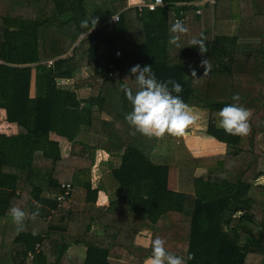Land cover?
<instances>
[{
  "label": "trees",
  "instance_id": "1",
  "mask_svg": "<svg viewBox=\"0 0 264 264\" xmlns=\"http://www.w3.org/2000/svg\"><path fill=\"white\" fill-rule=\"evenodd\" d=\"M164 1L140 12L124 10L128 0H0V108L24 128L0 132V218L15 205L29 217L7 264H144L145 245L157 236L187 264H264V184L257 182L264 177V0ZM210 14L236 31L208 37L199 21ZM86 19L89 28H81ZM92 19L96 27L82 35ZM177 20L189 29L182 49L168 43ZM193 36L204 39L207 53L188 46ZM137 64L152 66L158 81L180 83L192 110L208 109L205 132L226 144L231 161H197L125 131L113 138L118 129L106 115L131 111L120 83L130 77L135 91L130 69ZM237 93L252 110L244 138L217 127V112L237 103ZM4 127L19 129L1 116ZM101 150L120 189L106 206L97 205L93 173ZM63 183L72 190L61 200ZM75 246L86 249L84 257L71 254Z\"/></svg>",
  "mask_w": 264,
  "mask_h": 264
},
{
  "label": "clouds",
  "instance_id": "2",
  "mask_svg": "<svg viewBox=\"0 0 264 264\" xmlns=\"http://www.w3.org/2000/svg\"><path fill=\"white\" fill-rule=\"evenodd\" d=\"M162 2V0H161ZM98 20L92 19V29L82 35H87L96 27ZM90 21H81V28L88 29ZM189 29L183 21L177 20L169 28L170 45L182 49L184 46L180 43L182 36L187 34ZM189 47H198L203 55L208 52L207 45L203 38L193 36L188 41ZM201 66L205 68L204 76L210 72V61L202 60ZM131 75L135 76V91L127 83L129 78L120 83V89L126 95L131 105V111L125 114V120L129 125L131 135L137 133L148 139H163L166 136L180 139L188 134V130L200 120V114L194 112L179 95L183 91V86L169 79L167 81H158L152 66L135 65L130 69ZM196 71L193 70L192 78H196ZM171 85V87H169ZM175 93V95H174ZM241 97L234 94L232 103L225 105L217 112V127L222 128L226 134L247 137L251 132L250 119L252 110L241 106L238 102ZM40 205H36L35 212L32 213L31 219L39 216ZM12 223L16 226L17 231L25 230V221L29 218L28 213L19 205L11 206L8 210ZM35 234V232L33 233ZM146 247L150 246L151 254L145 259L144 264H187L185 257L177 255L166 248V241L157 236L151 239ZM189 256L187 259H192Z\"/></svg>",
  "mask_w": 264,
  "mask_h": 264
},
{
  "label": "rangeland",
  "instance_id": "3",
  "mask_svg": "<svg viewBox=\"0 0 264 264\" xmlns=\"http://www.w3.org/2000/svg\"><path fill=\"white\" fill-rule=\"evenodd\" d=\"M209 11H210V9L208 8L207 13ZM200 12H201V10H199L197 13H200ZM41 15L43 16L44 14L41 13ZM41 15H39V16H41ZM213 16H214L213 14H210L203 21L201 19H200L201 21H199L202 23L201 25L204 29L209 28L208 29V32H209L208 37L213 38L214 34L222 35V34L230 33V31H236L237 25H235L233 22H229L226 25H219L218 26L217 23L215 22V19L213 18ZM194 20L197 21L195 18H194ZM189 22H190V20H189ZM87 93H88L87 91L82 92L83 95L87 94ZM120 102H123V100H121ZM197 106L200 107L201 105H197ZM199 107H195V110H193V111L200 114V117H201L200 120L195 125H193L189 129L188 134L185 137H183V139H185L186 143L188 144V147L191 151V155L197 161L200 159L207 160V159H214L217 157L226 158L228 161H231V160H229L230 156L228 155L226 144L221 143V142H217V141H215L216 138L208 136L206 134L205 128H206V122H207L208 109H203L200 107L201 108V110H200ZM127 108H130V104H127ZM118 109H119V107H118ZM119 111H118V114L113 117L111 115V114H113V108H112L110 110L111 114H109L110 116H107V118L110 119L111 121H114L113 125H112L113 129L115 128V125L117 126L118 130L114 131V134L117 132L120 135L125 130H126L125 132H128L129 129H127L128 125L126 124V121L123 120L125 118V116H123V117L119 116ZM129 133H130V131H129ZM137 134L140 135L139 133H137ZM140 136H141L140 139L144 140V142L147 143L149 146H150L149 141H155L157 143L158 142L160 143V144H157L156 147H162V144H165V143H166V145H168L169 149H173L175 147V144H173V139H167V140L165 139L163 142H160V139L157 140V139L153 138L150 140V139H148L142 135H140ZM258 139L261 140L262 138H258ZM64 143L65 142H62V145ZM166 145H163V146L165 147ZM69 146H70L69 144H67V145L64 144V151L65 152H66V150H68ZM181 146L183 147V145H181ZM184 146H185V143H184ZM259 147L262 150H264V140H261ZM150 149H152L151 151H154L153 148H150ZM109 159L110 158L106 154H104L103 151H99V153L97 154V159H96V162H97L96 165L99 166L96 170L97 173H99V171H101V169H102L101 167L103 166V164H108ZM105 169L106 170L108 169V171H111V170H109L107 165L105 166ZM204 170L205 169L203 168L202 171H204ZM182 175H185V173L182 172ZM188 179H189V176L188 175L185 176V180H188ZM257 182L264 184V177H261ZM103 183L108 186L107 190L109 191V193H112L113 195H115V194H118L120 192V189L116 184L118 182L115 179H113L112 175L107 174L103 178ZM185 184H187V183H185ZM189 185H191V184L184 185V187L186 189H188V191H189ZM18 233H19V231H17L16 226L12 223L11 218H4V217L0 218V264H7L10 262L11 248H12L14 239L16 238ZM80 248L83 249L82 247H80ZM71 251L78 252V249L74 247Z\"/></svg>",
  "mask_w": 264,
  "mask_h": 264
},
{
  "label": "crops",
  "instance_id": "4",
  "mask_svg": "<svg viewBox=\"0 0 264 264\" xmlns=\"http://www.w3.org/2000/svg\"><path fill=\"white\" fill-rule=\"evenodd\" d=\"M139 1H141V0H128V5H127V7L124 9V10H126V9H130V8H133V6L136 4V3H138ZM109 2H111V0H109ZM122 11H120V12H118V13H116V14H120ZM187 17H188V19H189V14L187 15ZM110 22V21H109ZM35 91V85H34V87H33V92ZM130 104V103H129ZM131 106V105H130ZM1 116H3L4 117V121L7 123V124H10V125H16V126H18V131L16 132V133H12V132H9V131H7L5 128L6 127H4L3 129H0V132H2V133H6L7 135H17V134H19V133H21V132H23L24 131V128L22 127V126H19V125H17L16 123H10V122H8L7 121V118H6V110L4 109V108H0V117ZM106 116H109V114L108 115H106ZM124 121H126L125 120V118H124ZM127 123V122H126ZM128 125V124H127ZM101 128H104L105 129V127H101ZM100 128V130H102ZM107 128V127H106ZM128 129H129V131L131 132L132 130L130 129V127H129V125H128ZM126 131V130H125ZM129 131H128V135H129V138L131 139V140H133V139H135V138H138V136L136 137V136H133V135H131L130 133H129ZM188 132H189V130H188ZM126 133V132H125ZM114 136H115V134L113 135V138H114ZM141 137V136H140ZM140 137L138 138V139H140ZM212 139V138H211ZM214 139V138H213ZM215 140V139H214ZM62 141V140H61ZM215 141H217V142H220V141H218V140H215ZM63 142V141H62ZM180 142V143H179ZM184 143H185V146H184ZM222 143V142H221ZM64 144H66L67 145V143H64ZM173 144H175V147L174 148H179L180 150L181 149H183V150H185V153H190L191 154V151H190V149H189V147H188V144L186 143V141H185V139H183V138H180V139H173ZM183 145V147L181 146V145ZM225 144V143H224ZM163 145H166V143L165 144H163ZM165 147H167L168 148V145H166ZM101 151H103L104 152V154H106L108 157H109V154L106 152V151H104V150H101ZM108 166V164H103V166L101 167L102 169H101V171H99V173H97L96 172V170H97V168L99 167V166H97L96 164H95V166H94V168H93V173H94V181H95V185L96 186H100L101 187V190H99V193H98V198H97V205H99V206H106V205H108L109 204V202H110V200H111V197L112 196H115V195H117V194H115V195H113L112 193H109V191L107 190V185L106 184H104L103 183V178L107 175V174H110V175H112V177H113V174H112V172L111 171H108V169L106 170L105 169V166ZM97 166V167H96ZM101 166V165H100ZM96 167V168H95ZM110 170V169H109ZM188 176H189V174H188ZM113 179H114V177H113ZM189 180V179H188ZM117 184V183H116ZM117 186H118V184H117ZM186 190H188V189H186ZM74 247H72L71 249H70V252H71V254L72 255H76V256H80V257H84V255H85V251H86V249L85 248H83V249H81L79 246H75V248H77L78 249V252H73V251H71L72 249H73Z\"/></svg>",
  "mask_w": 264,
  "mask_h": 264
},
{
  "label": "built area",
  "instance_id": "5",
  "mask_svg": "<svg viewBox=\"0 0 264 264\" xmlns=\"http://www.w3.org/2000/svg\"><path fill=\"white\" fill-rule=\"evenodd\" d=\"M203 2H205V1L196 2L195 5H200V3H203ZM166 5H167V3L164 0H162V2H161V0H141L138 3H136L133 7L137 8L141 12L145 8H148L149 10L154 11L158 7H163V6H166ZM199 10H201V9H199ZM199 10H197V12ZM119 19H120V14H115L113 16V18H112V20L114 22H117ZM1 62L2 61H0V63ZM52 63H53V59L48 60L46 62V64L48 66H50ZM62 189H63L64 192H63V194L60 197L61 200L64 199L66 195L70 194V192L72 190V185L70 183H63L62 184Z\"/></svg>",
  "mask_w": 264,
  "mask_h": 264
},
{
  "label": "water",
  "instance_id": "6",
  "mask_svg": "<svg viewBox=\"0 0 264 264\" xmlns=\"http://www.w3.org/2000/svg\"><path fill=\"white\" fill-rule=\"evenodd\" d=\"M0 22H1V24H4V21L3 20H1Z\"/></svg>",
  "mask_w": 264,
  "mask_h": 264
}]
</instances>
